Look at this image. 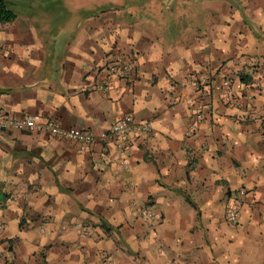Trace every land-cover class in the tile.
<instances>
[{"label": "crops", "instance_id": "1", "mask_svg": "<svg viewBox=\"0 0 264 264\" xmlns=\"http://www.w3.org/2000/svg\"><path fill=\"white\" fill-rule=\"evenodd\" d=\"M5 1L17 18L0 24V111L39 114L95 134L124 115L150 126L146 134L91 146L0 131L6 230L18 232L33 205L40 217L32 225L54 239L65 233L60 244H72L66 259L80 253L81 262L69 264L84 263L85 254L87 264H98L101 244L61 231L88 218L125 229L148 208L161 224L140 229L137 220L132 231L145 237L146 251L163 247L174 264H264V0H178L166 20L158 19L162 5L157 19L143 27L124 23L127 29L85 21L73 26L76 37L65 41L71 48L61 57L44 51L54 39L38 20L39 5ZM114 53L135 60L131 83L107 74ZM102 80L111 83L106 91L96 87ZM190 102L203 105L204 117L187 136ZM240 188L247 194L233 228L225 208Z\"/></svg>", "mask_w": 264, "mask_h": 264}, {"label": "rangeland", "instance_id": "2", "mask_svg": "<svg viewBox=\"0 0 264 264\" xmlns=\"http://www.w3.org/2000/svg\"><path fill=\"white\" fill-rule=\"evenodd\" d=\"M177 1L178 0H176V2L173 0H34V2L39 5L38 11L35 12L36 15L39 16L38 20L42 25H50L53 32L51 35L52 38H50L54 40L43 46L44 51H46L48 56L56 54L59 57L63 56L65 52L69 51L71 48V46L65 47V41L69 39L74 41L76 37L75 32L79 29L73 28L74 25L80 27L85 21L99 18L103 19L106 26L109 25V27H111L110 25H120L121 29H127L124 23L143 27V25H146L145 22L147 20H155L158 18L157 14L159 13L156 10L161 9L162 5L164 6L162 10H164L165 13L158 19L160 21L166 20V13L171 14V12L175 13L177 11ZM192 1L193 0H182V3L187 4L192 3ZM182 6L187 8L184 4H182ZM12 10L15 12L14 9ZM24 14L29 13L26 12ZM151 16H153V18H151ZM147 17L149 19H146ZM46 60L49 64V60ZM198 86L199 83L197 84V87ZM28 190L30 194L34 193V189ZM15 197L17 198V196ZM32 210H34L33 205L29 207L25 218L21 220L23 228L19 229L18 232L16 230V233L6 230V225L4 226V223L0 221V264H69L68 260H70V258H77L81 262V255L78 252L70 254L71 257L66 259L68 253L65 255L64 251L72 244H69L67 247H63L64 244H60L62 241L60 240V236L65 233H62L54 239L49 237V231H46L45 227L42 228L32 225L33 222L37 220L35 218L40 217L37 211ZM143 211L152 213L155 215V218L153 220L144 218L142 216ZM137 216L139 218L136 217L132 222H128L125 229H123V225L111 226L106 221L99 220V222H96V220L88 218L86 222L80 221L70 223L69 227H66V229L63 227L65 231L62 230L61 232L70 230L68 233L73 234L72 231L75 230L76 233H79V235L86 240H91V243L101 244L102 248H100L96 254L99 257L97 261L98 264H107L108 261L110 264H120L119 262L122 264H150L153 263V261L155 264L156 261L164 264H174L176 260L173 257L174 255H172L173 258H171V252H168L163 247H156V250H153V252L146 251L145 237H135L132 234L134 224L137 220V226L140 227V229L146 228L155 231L156 227L161 224L162 219L148 208L140 209ZM104 222L106 227H102V223ZM228 226L232 227L230 225ZM107 227H110V229ZM14 229H16V227H14ZM8 239H11V242H8ZM81 254L84 255L83 252H81ZM114 255L115 259H113ZM149 255H151L152 258H148ZM51 257H53V261H51ZM88 257L89 255L86 257L85 254L83 257L85 262L80 264H87L85 259Z\"/></svg>", "mask_w": 264, "mask_h": 264}, {"label": "built area", "instance_id": "3", "mask_svg": "<svg viewBox=\"0 0 264 264\" xmlns=\"http://www.w3.org/2000/svg\"><path fill=\"white\" fill-rule=\"evenodd\" d=\"M105 70L110 77L131 83L136 74L135 60L126 53H114L108 57ZM110 85L111 83L108 80H102L96 87L99 91H106L110 88ZM190 106L193 121L186 131L187 136L197 130L204 117V107L201 103L190 102ZM0 131L42 133L70 143L91 146L100 142L125 141L134 134H146L150 132V126L147 123L135 122L130 115H124L116 120L108 130L95 134L93 131L83 128H65L58 120L39 114L15 116L0 111ZM246 194V190L240 188L228 199L225 208V221L228 225L232 227L239 226L241 208ZM142 216L149 220L155 218V215L148 211H143ZM107 264H110V262L108 261Z\"/></svg>", "mask_w": 264, "mask_h": 264}, {"label": "trees", "instance_id": "4", "mask_svg": "<svg viewBox=\"0 0 264 264\" xmlns=\"http://www.w3.org/2000/svg\"><path fill=\"white\" fill-rule=\"evenodd\" d=\"M103 10H106V9H103ZM16 18H17V14L8 6L7 2L5 0H0V24L12 23L16 20ZM242 80L243 82H246L245 79H242ZM18 227L19 229L22 228L21 221ZM102 227H106V224L102 223ZM107 228L110 229V227H107ZM8 242H11V239H8Z\"/></svg>", "mask_w": 264, "mask_h": 264}]
</instances>
